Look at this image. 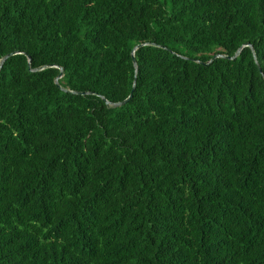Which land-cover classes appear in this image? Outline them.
Returning <instances> with one entry per match:
<instances>
[{
    "label": "trees",
    "instance_id": "16d2710c",
    "mask_svg": "<svg viewBox=\"0 0 264 264\" xmlns=\"http://www.w3.org/2000/svg\"><path fill=\"white\" fill-rule=\"evenodd\" d=\"M9 53L0 264H264V0H0Z\"/></svg>",
    "mask_w": 264,
    "mask_h": 264
},
{
    "label": "water",
    "instance_id": "95a60500",
    "mask_svg": "<svg viewBox=\"0 0 264 264\" xmlns=\"http://www.w3.org/2000/svg\"><path fill=\"white\" fill-rule=\"evenodd\" d=\"M140 46H141V45H138L137 47H140ZM239 50H240V49L237 50V52L235 53V56L238 54ZM12 54H13V53H9V54L5 55V56L0 60V65L3 63V61H4L7 57L11 56ZM132 59H133V64L135 65V59H134V58H132ZM259 70H260V69H259ZM60 74H61V73H60ZM130 97H131V93L129 94V96H128L126 99L122 100L121 102L113 103L112 105H113V106H120V105H123L125 102H127V101L130 99Z\"/></svg>",
    "mask_w": 264,
    "mask_h": 264
}]
</instances>
